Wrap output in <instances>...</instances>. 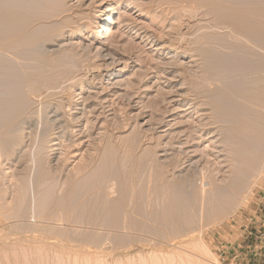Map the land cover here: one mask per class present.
Segmentation results:
<instances>
[{
  "label": "rangeland",
  "instance_id": "obj_1",
  "mask_svg": "<svg viewBox=\"0 0 264 264\" xmlns=\"http://www.w3.org/2000/svg\"><path fill=\"white\" fill-rule=\"evenodd\" d=\"M163 1L168 3V0H166L167 2L165 0H162V2L161 0H128V2L127 0H64V4L66 5L67 3L65 13H61L46 6L43 8L41 7L43 10L39 8L36 9V12L30 11V13H36V16H33L32 13L29 14L31 17H36V19H34L35 21L32 20L33 22L28 25L30 27L26 26L24 30V34H27L26 38L29 37L31 39V37L34 36L38 40L46 39L47 44L45 43V45V41L43 42V40H41V44H44L43 46H45L46 50L50 51V48H52V50L54 49V51H50V55H53L54 53L56 54L58 51L60 53L72 51L73 56L75 54L77 57H81L78 59L81 63L80 66H83V68L87 69L89 66V69H92L96 64H103L100 65L102 68L100 77L97 76L95 82L91 83L92 85L88 82H81L82 85L74 83L70 84V86H68L69 84H64L65 86L61 84L62 87L60 86V88L57 89L59 91H55L56 94L54 97L41 100L39 101L40 104L39 102H37L38 104L35 102V104L31 99H28V101L31 100L28 102L27 99L22 97V94L24 97H26L25 95L27 94V89L23 88L24 81L29 78V75H33L38 70V64L36 63L37 60L33 59V56L29 57L31 54L28 52L21 55L25 50H13L17 52V55L21 52L18 56H16V53H13L12 50L4 52L0 51V93L3 92L2 95L5 93L3 96L7 99L9 98L10 101H13L16 97V99H18L19 96L28 102H26L25 105L34 104L33 106H27L30 109L27 107L19 108L20 111L18 115L21 114V116L19 115L21 118L23 116V121L26 118L25 114L28 115V117L31 115V117H33L37 115V112V118L33 117V119L40 121L42 118L44 120L45 115L42 113H45L46 111L39 112V106H41L43 110L48 109L49 111V108L50 110H56L64 124H69L70 129L74 127L72 129L74 132V129L85 131V127L86 129H91L92 127V131H90L91 134L88 135L90 138L88 136L79 139L76 137V140L72 139V141L69 137L70 140L67 138L68 142H64L66 141V138H62L61 142L54 141L57 145L54 146L55 148L51 146L50 150H48L50 151V155L51 153L54 154L51 155V166H53V170H41L37 175L39 176L38 178H52V181H57V185L54 184L52 188L49 187V190L53 189L52 191H54H50L49 193V190H44V192L43 188H37L36 190L37 185L35 184L34 190L36 191V194L41 192L40 190L42 189L41 196H39L40 194L38 193L36 196L39 197H37L38 200L35 198L37 200L35 202V200L31 201L29 195L32 184L31 182H28L29 180L25 176H22L27 174L28 177L27 171L29 172V170H27V168L30 169V164L32 163L30 160L32 161V158L39 155L43 147L46 146L45 140H42L43 138L39 134L38 136H35V138L37 139L39 137L41 140L38 138V141L32 142L35 140V130L34 132H30L28 129H25L26 126L21 119H18L20 118L19 116L17 118L19 121L13 120L17 115L15 114L12 116L9 110L4 111L5 113L0 112V120L5 118V122L2 120L0 121L2 122L0 123V150L1 152L4 150V153L0 152V156H2L0 158V178L3 177L4 181L1 182V186H5L4 188L6 189L0 188V190H5L3 193L4 195H2V191L0 192V205H7L6 207H8L9 210L12 209L10 210L11 212H5V214L2 213V215L0 214L1 220L3 219L5 221L3 224L0 223V264H264V163L261 167L262 179L259 182V185L253 188L252 194L242 202L241 206L240 204H237L238 206L236 205L238 208L235 205H232L231 208L229 205V207H227L230 210L226 209V205L228 204L225 201V196L212 193L213 190H207L208 193H205L207 194L206 196L203 195L202 197V195H199L201 194L198 189V182H200V180H203L204 177L210 175L213 177V182L216 185H219L221 181L228 179L232 175V169L236 168L234 166H236L235 164H237V162L234 161L235 155H232V152L228 147L225 146L223 151L222 146L228 144H224V142L231 141L225 136L228 135L229 137L231 134L229 131H226V127H224L225 125H221L223 124L222 121L220 124L219 121H216L218 117H216L217 115H214L213 112V107L218 105L219 102L217 101V98H215L217 94H215V90L218 92L217 89H215L214 92L211 91L214 84L209 85L207 84L208 82L205 83L203 80H200L202 79V75L200 74L202 68H200V65L202 66L203 64H199V62L201 61L200 59L202 56L200 57L198 51L196 52L194 49L188 54L189 56L186 55L177 58L173 52L163 48L166 38L163 37L164 30H161L164 27L167 29V26H169L168 17L165 12L167 7L162 6L164 3ZM130 2H133L135 5L129 6ZM159 3L162 4L160 5ZM1 4L2 3L0 2V5ZM228 5L233 8L245 10V13L247 12L246 14H248V16L258 13L264 21V0H228ZM44 8L48 10L44 11ZM46 13L50 14V16L48 15L47 17ZM53 13H57V17L54 16ZM58 13L60 16H58ZM44 17H46V20H44ZM63 17L64 19L62 20ZM71 17L75 21H73ZM81 17H83L82 21H78L81 20ZM108 18L113 21L112 24H108ZM65 19L68 24H63ZM69 20L72 21L70 22ZM164 20L166 21L163 24L162 22ZM202 20L203 21H200V24L207 22L204 18ZM76 22H78L80 26L77 24L78 26L75 25L74 27ZM106 25L112 27L113 31L111 34H104V32L101 34L102 28ZM218 31H216V33ZM202 33L203 31L199 30V27H197L195 33L192 32V36L190 35L191 38L188 37L187 39L190 42L192 41L191 43H194L193 41ZM224 34V32H221V34L217 33L216 37H213L211 40L213 41L210 44L212 45L211 47H214L215 45L218 49L222 44H219L220 40L221 42L224 40V44L228 41L226 45L230 44L229 49L231 50L235 49L237 45L240 48L245 46L244 48L246 49L255 46V44L252 45L253 43L249 44L248 42L243 41L239 36H234L228 32H226L225 35ZM103 37H105V39H103ZM232 37H237V39L235 40V38L233 39ZM214 39H216V41H214ZM198 42L196 43L197 45L204 44V42ZM214 42L216 43L214 44ZM196 44L193 45L195 46ZM193 45L190 47L195 48L197 46L194 47ZM199 47H201V45ZM215 47L213 50L216 49ZM262 47L263 48H259L258 46L257 49H253V47L251 50L264 52V46ZM258 49L261 50L258 51ZM218 50H221V48ZM5 52L6 54H4ZM72 52L70 53L72 54ZM254 53L255 52H253V54ZM259 53L261 56L263 55V53ZM248 54H251V51ZM263 68L264 66L261 70ZM4 70L6 71L4 72L5 74L2 73ZM7 71H9L8 74ZM262 71L263 73L256 74L257 76L259 74V76L256 77L255 81H259L257 78H263L262 75H264V70ZM3 74L5 76H3ZM231 74L233 73H230V75L228 74V78L233 76ZM254 74H251V76L255 77ZM234 75L236 76L235 72ZM196 77L201 78L196 79ZM244 77L243 80H240V78L242 79V76L239 79L236 76V80L235 77L233 79L231 78V80H228L227 78L225 83L234 80L235 82L239 81L238 83H240L241 81L244 82L245 79H252L250 73L249 76L247 75ZM193 80H196L197 82L200 80V82H198L200 85L196 81L195 84L197 83L201 90L198 88V85L196 88L193 86ZM247 80L245 82L246 84L250 81ZM263 80L261 79V81ZM251 81L255 82L254 78ZM251 81L249 83H251ZM21 83H23L22 86ZM216 83L217 82L215 81L214 87L217 86L218 83ZM261 83L264 84V81ZM243 84L241 85L240 83V86H242L241 89L246 88L243 87ZM252 84L254 83H251L248 86L252 87ZM232 86H235L234 82L233 85L231 84L230 86L231 89L234 88ZM236 86L235 88H237ZM238 88L240 87L238 86ZM22 89L26 90L23 92ZM231 89L229 91L230 94H232L230 97L232 99L233 96L234 99V94L231 93V91L236 90ZM66 90L68 92H66ZM218 90L220 92L219 88ZM239 90L240 89H238L237 92H239ZM241 92L240 94L245 93ZM16 93L19 94L17 95ZM11 97L13 98L11 99ZM210 102H214V104H211ZM229 104L232 103H228L227 106H231ZM47 106L49 108H45ZM0 108H2L1 105ZM33 108L39 110L35 111ZM256 108L258 109L259 107ZM31 109L34 111H31ZM42 109L41 111H43ZM254 110L256 109L254 108ZM256 111H258L257 113L262 111V116L264 117V111L262 109L261 111ZM161 116H163V118ZM161 119H164L162 125L158 126L157 122L159 123V120ZM6 120H10L14 126L9 124L10 121L8 123L9 125H6ZM43 120H41L42 122L40 121L41 125L43 124ZM87 122H91L90 124L92 126L90 127V124ZM211 122H214V124H211ZM215 122L218 124L215 125ZM2 124L7 127H5V129L2 128ZM86 124H88V126ZM8 126L15 128L10 127L11 129H9ZM132 128H134L136 132H139L140 134L142 133V136L145 135V137H149L150 135L161 137L160 142L163 147H165V144L167 147L168 145L171 147L174 146L172 147L173 149L168 151L171 155L167 158H162L163 161H165L164 163L175 165L177 164L175 161L178 162L180 159L186 158L184 159L185 162H180L172 176L174 180H178V185H175L174 187L171 186L170 189H174V191L168 189V196L165 197L166 199L164 198L165 200L163 199L161 201L162 203H160V201H154L151 196L147 197L148 195L146 194L145 186H141L142 188L138 187L139 190H137L139 196L137 191L135 196L136 208L138 210L136 209L135 212L144 214L141 211L143 210V206L146 205L144 208L146 210H144V212L146 214L149 213V216L151 215L150 217L153 218L152 220L149 218L151 223L150 220L142 221L141 218L138 219V216L136 217L134 214V216L130 215L133 216L132 218L135 217L134 220L131 219L129 215H126L124 212L125 210H128L127 208H129V205L127 206V204L130 203L129 190L126 188L127 186H125L126 184L124 182L121 183V187L111 185V180L113 179L112 175L115 177V175H117L116 172H118V174L121 173L120 176H124V173L126 172L124 169L127 170L129 167L128 163L130 157L127 154L126 145L128 146L132 142V136L129 133ZM208 128L211 129L207 130ZM7 129L12 131L9 133L10 136L12 134L15 136L12 135L11 137H8L11 138L10 140L5 137L6 135H4V137L3 135L1 136V134L6 133L8 136ZM12 129H15V131L18 132L16 133ZM223 130L224 133L222 132ZM225 131L227 135L225 134ZM190 136L192 142H190ZM222 139H224L223 143ZM4 141L5 143H3ZM6 141H9L10 144L8 143L9 145H7ZM21 141L22 143L20 144ZM127 141L130 143L128 144ZM169 142L171 144H169ZM80 143L81 145H79ZM49 145L52 144L50 143ZM65 145H69L68 149H64L66 148ZM124 146L125 148H123ZM142 148L144 149V146L134 151L133 159L136 156L138 161L142 160V162H144V157L145 159L148 158V156H145L147 154L146 152H143ZM226 148H228V151ZM51 149L55 151L51 152ZM69 149L70 151H68ZM124 150L126 152H124ZM7 151L9 156L6 153ZM10 151L12 152L10 153ZM141 152L145 155H139ZM134 154L136 155L134 156ZM160 154L161 153L158 155ZM137 155L139 156L137 157ZM180 155L182 157L180 159L177 158ZM228 155H230V157ZM126 156L128 157L126 158ZM24 157L25 159H23ZM170 157L174 159V161H172ZM232 158L234 159L233 161L231 160ZM18 160H20V162ZM59 167L62 171L58 169ZM80 168H83L85 173L84 170H81L83 173L80 170L77 172ZM56 172H58V174ZM46 174H48V176ZM196 174L200 176V178ZM73 176L75 178H73ZM17 177H19V179ZM177 177H180V179ZM20 178L25 184L23 187L25 188V192L21 189L20 194L24 196V199L29 197L28 199L26 198L28 203H25L23 197H20L21 195L17 193L18 189L16 190V193L13 192L16 189L15 184L18 183L17 180L21 181ZM23 178L28 181L23 180ZM182 179L186 182H180ZM15 181L17 182L15 183ZM12 183L13 186L11 185ZM27 183H30L31 186L29 187V184ZM18 186H20V184ZM179 186H182V188H179ZM183 186L185 189H183ZM177 187L180 190L177 189ZM12 188L15 189L13 190ZM118 188L120 190H118ZM26 189H29V191L27 192ZM124 189L128 192L126 193ZM186 189L190 191L187 192ZM149 190L151 191L152 189ZM116 191H122L121 193H123V197L121 194V196L119 194L116 195ZM140 191L145 192L141 193ZM26 192L27 194H25ZM60 192H62V194ZM56 193L58 194L56 195ZM15 194H19V197ZM169 194L172 197H170ZM49 195L54 196L51 197ZM137 196L139 198H137ZM16 197L19 199H16ZM208 197L211 200L208 199ZM46 198L47 200H45ZM167 198L169 201H166ZM180 199L181 201H179ZM15 200L17 202H15ZM18 200H20V202H18ZM123 200L126 201H124V204ZM113 201L116 204H114ZM152 201L154 204H152ZM54 202L60 204H57L55 207ZM17 203L20 205L19 209L16 207L18 206ZM45 203H47V206ZM61 203L64 205H61ZM155 203H158L156 207ZM22 204L24 207L21 206ZM141 204L143 206H141ZM34 206L35 208H33ZM121 206H124V209H122ZM159 206L160 208H158ZM61 207H63V209ZM234 207H236L235 210L233 209ZM13 208L17 209L15 210ZM57 208H59V210H57ZM20 209L21 211L19 212ZM33 209L37 210L34 211ZM119 209L120 211L118 213L117 211ZM25 210L28 213L25 212ZM47 211L51 215L45 213ZM58 211H60V215ZM1 212L2 211L0 210V213ZM159 212L161 217L163 216L162 218L160 217ZM30 214L32 217H30ZM48 215L51 219L47 217ZM154 215H159V218L157 217L156 219ZM2 216L6 217L2 218ZM45 217L47 218L45 219ZM48 219L49 223L46 222ZM50 220H52V222ZM33 224L36 225L34 226ZM133 224H136L135 229ZM137 225L139 229L136 228ZM127 226L129 229H127ZM140 227H142V229H140ZM117 228L120 230H117ZM136 230L138 231L136 232ZM197 243L202 246L204 254L192 250V245H197ZM151 255H155L156 258L151 260Z\"/></svg>",
  "mask_w": 264,
  "mask_h": 264
},
{
  "label": "bare ground",
  "instance_id": "obj_2",
  "mask_svg": "<svg viewBox=\"0 0 264 264\" xmlns=\"http://www.w3.org/2000/svg\"><path fill=\"white\" fill-rule=\"evenodd\" d=\"M64 0H1L0 2L2 3L0 6V51L1 52H4V51H7V50H15V51H23L25 50V52H22L21 55H23L24 53L28 52L31 54V56H28L29 57H32L33 59L37 60L36 63L38 64V70L35 72L34 70V74L32 75L30 72L31 75H29V78H27L25 81H24V85H23V88H26L25 90L27 91V94L25 95L26 97L23 96L22 94V97L24 99H31L32 102L34 101V103L36 102H39L41 100H46V99H49V98H52L55 96L56 94V90L58 88H60L61 84H69L68 86H70V84H76V83H79L80 85H82L81 82H88L89 84L91 83H94L95 82V78L98 76L100 77L101 75V66L100 65H103V64H99V65H95L92 67V69H89V66L88 68H83V66H80L81 63L79 61V57H77L75 54L73 56V52L72 51H69V52H56V54L54 55H50V51L52 50V48H50V51L49 50H46L45 46H43L47 40L46 39H37L36 37H31V39L29 37L26 38V35L24 34V30L26 28V26L30 25L34 20L36 19V17H31V15L29 14H33V12L30 13V11H34L36 12V9H39V8H43V7H51L52 9H55L59 12H64L66 11V5L64 4L63 2ZM166 1V0H165ZM128 2V0H127ZM162 2V0H161ZM164 2V1H163ZM167 2V1H166ZM165 3V2H164ZM162 6H166L165 8V12H166V16L168 17V22H169V26H167L168 28L165 29V27L161 30L163 31L164 30V34H163V37L166 38L165 42H164V45H163V48L164 49H168L169 51L173 52V54L175 55V57H180V56H186L188 55L190 52H192V50H196V52L198 51V55L202 58L200 59L201 61L199 62L202 63L203 67L200 65V68H202L199 72L200 74L202 75V79L200 80H203L205 83L208 82L207 84H214L215 85V81L219 84H217V86L214 87L213 85V88L211 91L214 92L215 89H217V91L219 92L218 88L220 89V92H216L215 90V98H217V101L218 102V105H215L213 107V112H214V115H217L216 117L217 120L216 121H219V124L220 122L222 121L223 124L221 125H225L224 127H226V131H229V133L231 134L229 137L228 135L226 134V131H225V134L227 136V138H229L231 141L227 142L225 141V143H228L231 144L228 145H224L222 146L223 147V151H224V147H228L230 149V151L232 152V155L235 157V160L232 158L231 160L237 162V164H235L236 168H233L232 169V175L226 179V180H223L221 181V183L219 185H216L214 182H213V177H211L210 175L207 177H204L203 180H200L199 183V190H200V193L199 195H203L206 196L207 194H205L207 192V190H213L212 193H216V194H219V195H224L225 198H226V203L228 205H226V209H229V205L231 206L232 208V205L236 206L237 204H242L243 201H245V199H247L248 196H250L252 194V190L254 187H256L257 185H259V182L261 181L262 179V173H261V167H262V164L264 163V117L262 116V111L261 109L264 111V84L261 83L263 82L264 80V75L263 78H257L259 81H255L256 80V77L258 76L256 75L257 73H263L262 70H264V68L261 70V68L264 66V63H263V55H264V52L263 51H259L261 49H258L259 52H261V54L263 53V55L261 56L259 52H256L257 50L253 51L251 50L253 47V49H257L258 46L259 48H263L262 46L263 45V42H264V21L262 20L261 16L258 14V13H255V14H252L250 16H248V14L245 13V10H241V9H238V8H233V7H230L228 5V0H168V3H165V5ZM160 5L162 3H159ZM158 4V5H159ZM130 5H135L133 2H130L129 3V6ZM157 5V7H158ZM159 5V6H160ZM41 8V10H43ZM161 8V7H160ZM162 9V8H161ZM45 10H48L46 8H44V11ZM164 11V10H163ZM38 12V11H37ZM41 13V12H40ZM63 13V14H64ZM36 14V13H35ZM33 14V16L35 15ZM47 14V17L48 15L50 16V14L46 13ZM54 14V13H53ZM57 14V13H56ZM56 14H54V16H56ZM59 14V13H58ZM40 15V14H39ZM66 15V14H65ZM36 16V15H35ZM41 16V15H40ZM39 16V17H40ZM44 16H45V13H44ZM60 16V14L58 15ZM79 16V15H78ZM38 17V16H37ZM43 17V16H42ZM57 17V16H56ZM67 17H70V16H67ZM33 18V19H32ZM50 18V17H49ZM80 18V17H78ZM204 20H207V22H203L200 24V21L202 22L203 19ZM55 19V17H54ZM64 19V17L62 18V20ZM69 19V18H68ZM71 19L73 20V18L71 17ZM83 17H81V20H78V21H82ZM41 20V19H40ZM44 20H46V17H44ZM66 20V19H65ZM63 22V24L67 23V20L66 22ZM72 20H69L70 22ZM85 20V19H84ZM171 20V22H170ZM173 20V21H172ZM35 21V20H34ZM39 21V20H38ZM60 21V20H59ZM58 21V22H59ZM75 21V20H73ZM108 21V24H112L113 21H111L109 18L107 19ZM166 20H164L162 23L164 24ZM62 22V21H60ZM90 22V21H89ZM73 23V22H72ZM71 23V25H72ZM75 23V22H74ZM84 23V22H82ZM81 23V24H82ZM158 23V22H157ZM161 23V25H162ZM199 23V25H198ZM34 24V23H33ZM60 24V23H59ZM79 25L78 22H76V24H74V27L75 25ZM156 24V23H155ZM61 25V24H60ZM77 25V26H78ZM59 26V25H57ZM62 26V25H61ZM65 26V25H64ZM69 26V25H67ZM73 26V25H72ZM80 26V25H79ZM86 26V25H85ZM164 26V25H163ZM30 27V26H28ZM56 27V26H55ZM54 27V28H55ZM60 27V26H59ZM104 27V26H103ZM199 27V30H202L203 33L202 34H199L200 36L198 38H196L193 42L194 43H191L190 41H188V37H190V35L192 34V32L195 33V30L196 28ZM66 28V26H65ZM69 28V27H68ZM58 29V28H57ZM64 29V27H63ZM62 29V30H63ZM78 29V28H77ZM61 30V29H59ZM80 30V29H79ZM219 30V31H218ZM112 27L110 25H106L104 28H102V32L101 34H111L112 33ZM216 31H218L217 33H220L221 32H224L226 34V32L234 35V36H239L241 37V39H243V41L245 42H248L249 44L253 43L252 45L255 44V46L251 47L250 49H246L244 47L240 48L238 47H235V49H229L230 48V44L226 45L228 43V41H226V44H224V40L221 42L220 40V47H218V49L221 48V50H218L215 45L214 47L218 50H213L214 47H211L212 45H210L213 41L212 38L216 37ZM216 33V34H215ZM223 34V33H222ZM224 34V35H225ZM162 35V34H161ZM215 35V36H214ZM222 35V36H224ZM192 36V35H191ZM49 37V36H48ZM102 37V36H101ZM228 37V36H227ZM238 37V38H239ZM29 38V39H28ZM100 38V37H99ZM108 38V37H107ZM191 38V37H190ZM220 38V37H219ZM223 38V37H222ZM226 38V37H224ZM233 39L235 38V40L237 39V37H232ZM231 38V39H232ZM103 39H105V37H103ZM230 39V38H229ZM41 40H43L44 44L42 45L41 43ZM185 41V42H182V41ZM190 40V39H189ZM227 40V39H226ZM240 40V39H239ZM199 41V42H198ZM201 43L204 42V46L202 44L201 47H199L200 45L196 44L197 42L198 43ZM214 41H216V39H214ZM238 41V40H237ZM263 41V42H262ZM229 42H232V41H229ZM244 42V43H245ZM216 42H214L215 44ZM236 43V42H235ZM233 43V44H235ZM243 43V44H244ZM47 44V43H46ZM45 44V45H46ZM193 44H196L195 47ZM246 44V43H245ZM193 45L195 48H191ZM218 45V44H217ZM232 45V43H231ZM236 45V44H235ZM45 50H44V48ZM191 46V47H190ZM219 46V45H218ZM241 46V45H240ZM60 47V46H59ZM58 47V48H59ZM232 47V46H231ZM57 48V49H58ZM249 48V47H248ZM55 49V50H57ZM90 50V49H89ZM11 51V52H12ZM13 51V53L15 52ZM54 51V49L52 50ZM229 51V52H228ZM232 51V52H231ZM249 51V52H248ZM251 51V54H248L250 53ZM255 52L253 54V52ZM72 52V54L70 53ZM11 53V54H13ZM16 53V56L20 55V53L17 55V52ZM81 53V52H80ZM258 53V54H257ZM3 54V53H2ZM6 54V52L4 53ZM8 54V53H7ZM77 54V53H76ZM253 54V55H252ZM82 55V54H81ZM193 55V54H192ZM195 55V54H194ZM6 56V55H5ZM76 56V57H75ZM189 56V55H188ZM197 57V56H196ZM195 57V58H196ZM79 58V59H78ZM84 58V56H83ZM82 58V59H83ZM34 60V62H35ZM88 60V59H87ZM80 63V64H79ZM176 63V62H175ZM87 66V65H86ZM1 68V67H0ZM91 68V67H90ZM234 68V69H233ZM33 69V68H32ZM1 70V69H0ZM3 70V69H2ZM9 70V69H8ZM198 71V70H197ZM2 72V71H1ZM6 72L5 70L2 72L4 73ZM9 71H7V74H8ZM233 73L231 75H233L235 77V80H236V76L237 78L240 76H242V79L240 78V80H243L245 77L244 76H249V73H250V77H252V79L254 78V81H251L252 79H249L248 77V80L251 81V83H254L252 84L253 86H248L250 81H248L247 79H245V81H241V85L243 84L244 86L243 87H246L244 90L241 89L242 86H240V83H238L239 81L235 82L234 81H228L225 83L226 79L229 77L228 74L230 75V73ZM234 72L236 74V76L234 75ZM255 73V74H254ZM5 74V73H4ZM3 74V76H5ZM182 74V73H181ZM251 74L253 76H251ZM200 75V76H201ZM2 76V75H1ZM7 76V75H6ZM28 76V75H26ZM198 76V74H197ZM230 77L228 78V80L231 78L233 79L234 77ZM261 76V77H262ZM198 78H201V77H198ZM196 77V79H198ZM238 78V79H239ZM193 79V78H192ZM237 79V80H238ZM261 79L263 81H261ZM7 80H8V77H7ZM22 80V79H21ZM200 80H198V82H200ZM246 80L248 81V84H246ZM194 81V80H193ZM196 81V80H195ZM195 81L193 82V86H196L200 83H197L195 84ZM23 82V81H22ZM192 82V81H191ZM211 82H214V83H211ZM224 82V83H223ZM231 82V83H230ZM233 82L235 83V86L238 85L240 88H238V86H236L237 88H235V86H232L234 88L231 89V84L233 85ZM4 83V82H3ZM203 83V82H202ZM201 83V84H202ZM228 83H230L229 85H227ZM1 84V83H0ZM23 83H21V86H22ZM192 84V83H191ZM92 85V84H91ZM199 85H198V88H199ZM203 85V84H202ZM208 85V86H209ZM211 85V86H212ZM247 85V86H246ZM7 86V85H6ZM25 86V87H24ZM65 86V85H64ZM3 87V86H2ZM62 87V86H61ZM191 87V85H190ZM203 87V86H201ZM192 88V87H191ZM194 88V87H193ZM1 89V88H0ZM200 89V88H199ZM204 89V88H203ZM207 89V88H206ZM230 89L231 90H236V91H231V93L234 94V99H233V96H232V99L235 100L233 101L231 99V95L230 94ZM239 90V92H237V90ZM7 90V89H6ZM19 90V88H18ZM17 90V91H18ZM23 90V89H22ZM23 90V92L25 91ZM194 90V89H193ZM198 90V89H197ZM201 90V89H200ZM242 90V92H241ZM59 91V90H57ZM196 91V89H195ZM209 91V90H208ZM22 92V93H23ZM66 92H68L66 90ZM198 92V91H197ZM205 92V91H204ZM203 92V93H204ZM234 92H237V93H234ZM245 92L244 94H240ZM3 93V92H2ZM0 93V105L2 106V108H0V112H4V111H7L9 110L10 111V114L12 116H14L15 114L17 115V117H15L13 120H18V119H21L22 118L20 117L21 114L18 115L20 109L19 108H25L27 106H30V105H25V103L27 102L26 100H23L22 97L20 98L18 96V99H14L13 101H10V99L4 97L3 94ZM21 93V92H20ZM26 93V92H25ZM60 93V92H59ZM202 93V91H201ZM209 93V92H208ZM17 94V93H16ZM19 94V93H18ZM17 94V95H18ZM61 94V93H60ZM200 94V93H199ZM214 94V95H215ZM2 95V97H1ZM15 95V94H14ZM195 95V94H194ZM204 95V94H203ZM206 95V94H205ZM16 96V95H15ZM70 96V95H69ZM72 97V95H71ZM13 97H11L12 99ZM61 98V97H60ZM209 98V97H207ZM57 99V98H56ZM213 99V98H212ZM30 100V101H31ZM69 100V99H68ZM205 100V99H203ZM210 100V99H209ZM28 101V102H30ZM49 101V100H47ZM55 101V99H54ZM71 101V100H70ZM27 102V103H28ZM56 102V101H55ZM63 102V101H61ZM216 102V101H215ZM232 103V104H229L231 106H227L228 103ZM35 103V104H36ZM57 103V102H56ZM205 103V102H204ZM211 103V102H210ZM38 104V103H37ZM40 104V102H39ZM49 104V103H48ZM58 104V103H57ZM211 104H214L211 103ZM210 104V105H211ZM34 105V104H33ZM31 105V106H33ZM50 105V104H49ZM44 106V105H43ZM42 106V107H43ZM51 106V105H50ZM38 107V106H37ZM40 107V111L39 112H44L46 111L45 113H42L43 115H45L44 117V120L41 118V120H43V124L41 125L40 121L38 120H35L33 119V117H36L38 115V112H37V115L33 116V117H28V115L25 114L26 118L24 119L23 121V124L26 126L25 129H28L30 132H34V138L35 136H38L40 134V136L43 138L42 140H45V144L46 146L43 147L42 151H38L39 155H36V157L32 158V161L30 160V162H32L30 165V169H28L27 167V170H29V172L27 171L28 173V177H27V174L23 175L22 177H26L28 180H26L25 178H23V180H26L28 182H31L32 184V187L30 183H27L29 184L28 186L31 188L30 189V192H29V195H30V199L31 201L32 200H35V202L38 200L37 197L41 196V193H42V189L40 190L41 192H38L40 195L39 196H36L38 195V193L36 194V191L34 190V186L35 184L37 185L36 186V190L37 188H43V191L44 190H49V187L52 188L56 184L57 181H52L51 179L52 178H38L39 176L37 175L38 172H40L41 170H45V171H52V167L51 166V163H52V156L51 155H54L53 153H51V155L49 154L50 151V148L51 146H55L57 145V143H55L54 141H60L61 142V139L62 138H66V141L64 142H68V139L70 137V139L72 140H76V137L79 139V138H85V136H88L90 135V131H92V125L90 124L91 122H87L88 124H90V128H87L85 127V131H82V130H78V129H74L75 132L72 130L73 128L70 129V126L69 124L66 125L63 123L62 119L60 118V116L58 115L59 113L56 111V110H50V108L47 106L45 108H49V111L48 109H42L41 106ZM69 107V106H67ZM256 107H259L258 109ZM28 109H30L29 107H27ZM57 108V107H56ZM60 108V107H59ZM63 108V106H62ZM211 108V107H210ZM209 108V109H210ZM254 108L256 110H259L261 112L257 113L258 111L254 110ZM261 108V109H260ZM34 110L36 108H33ZM41 109L43 111H41ZM54 109V108H53ZM31 109V111H34ZM39 109L35 110V111H38ZM63 110V109H62ZM30 111V112H31ZM81 112V111H80ZM5 113V112H4ZM24 113V112H23ZM32 113V112H31ZM34 114V113H33ZM36 114V113H35ZM41 114V113H39ZM84 114V113H83ZM81 114V115H83ZM165 114V112H164ZM264 114V113H263ZM1 115V114H0ZM23 115V114H22ZM64 115V113H63ZM67 115V114H66ZM80 115V116H81ZM18 116L20 118H18ZM3 117V116H2ZM7 117V116H6ZM163 118V116H161ZM1 118V117H0ZM18 118V119H17ZM37 118V117H36ZM95 118V117H94ZM215 118V117H214ZM10 119V120H11ZM39 119V118H38ZM72 119V118H71ZM213 119V117H212ZM2 121L5 122V118L4 119H1ZM0 120V121H1ZM10 120H6V125H9L11 124L12 126L15 125V123L12 121V124ZM70 120V119H69ZM74 120V119H73ZM72 120V121H73ZM76 120V119H75ZM80 120V118H79ZM164 120V119H163ZM163 120H159V123L157 122V125L158 126H161L162 125V122ZM8 121V122H7ZM10 121V123H9ZM19 121V120H18ZM66 121V120H65ZM83 121V120H82ZM158 121V119H157ZM16 122V121H15ZM42 122V121H41ZM74 122V121H73ZM72 122V123H73ZM77 122H78V119H77ZM2 123V122H0ZM9 123V124H8ZM17 123V122H16ZM71 123V122H69ZM155 123V122H154ZM216 123V122H215ZM4 124V123H3ZM2 124V126H3ZM18 124V123H17ZM16 124V125H17ZM76 124V123H74ZM88 124H86L88 126ZM211 124H214V122ZM218 123H216L215 125H217ZM6 125H4L2 128L5 129V127H7ZM73 125V124H72ZM78 125V124H77ZM156 125V126H157ZM1 126V125H0ZM10 126L11 128H15V127H12ZM74 126V125H73ZM9 127V126H8ZM9 127V129H11ZM72 127V126H71ZM84 127V126H83ZM205 127V126H204ZM219 127V126H217ZM94 128V126H93ZM136 128V127H135ZM156 128V127H155ZM7 129V132H8V136H7V133L6 134H1V136L3 135H6L5 137L8 138V137H11L9 135V133H11L12 131ZM17 129V128H16ZM70 129V130H69ZM84 129V128H83ZM89 129V130H88ZM137 129V128H136ZM211 128H208L207 130H210ZM223 129V128H221ZM3 130V129H2ZM13 131H15V129H12ZM18 130V129H17ZM21 130V129H20ZM77 130V131H76ZM152 130V129H151ZM155 130V129H154ZM4 131V130H3ZM22 131V130H21ZM204 131V130H203ZM16 132V131H15ZM18 132V131H17ZM16 132V133H17ZM24 132V131H23ZM153 132V130H152ZM224 133V130L222 131ZM1 133H4V132H1ZM74 133V134H72ZM132 136V142L130 143L129 141H127V143L129 144L128 146L126 145V151H127V154L129 155L130 157V161L128 163L129 167L126 169H124L126 172L124 173L125 175L124 176H120L121 173L117 175H115V177L112 175V182H111V185H114L116 187H121V183L124 182L127 186L126 188H128L129 190V204H127V206L129 205V208H127L128 210H125L124 213H126V215H135L136 217L138 216V219L141 218V220H152L153 218L149 216V213L146 214L144 212V209L146 207L143 206V202L141 204V206H143V210L141 212H143L144 214H140V213H136V191H137V194L139 196V188L138 187H141V186H145L146 188V194L148 195L147 197H152V199H154V201L156 200V202L160 201V203H162L161 201L166 197L168 196L167 192H168V189L171 188V186H175V185H178V180H174L173 179V173H174V170H176V168L179 166L180 162H183L184 159L186 158H182L180 159L182 156L180 155L179 158L180 161H175L177 164H166L164 163L165 161H163L162 158H167L169 157V155H171L168 151L173 149L172 147L174 146H169L167 147V145L165 144V147H163L162 143L160 142V138L161 137H157V136H149V137H145L142 136L139 132H136L134 128H132L131 132H129ZM228 133V132H227ZM29 134V132H28ZM33 134V133H32ZM195 134V133H194ZM82 135V136H80ZM148 135V134H147ZM146 135V136H147ZM196 135V134H195ZM14 136V135H13ZM22 136V135H21ZM194 136V135H193ZM192 136V137H193ZM2 137V138H3ZM15 137V136H14ZM12 137V138H14ZM25 137V135H24ZM31 137V136H30ZM89 137V136H88ZM189 137V136H188ZM223 137V138H225ZM23 138V137H22ZM32 138V137H31ZM39 138V137H38ZM37 138V139H38ZM68 138V139H67ZM90 138V137H89ZM191 138V136H190ZM189 138V139H190ZM194 138V137H193ZM4 139V138H3ZM11 138H8V140H10ZM28 139V138H27ZM36 138L34 141L32 142H35V141H38ZM69 139V140H70ZM196 139V138H195ZM13 140V139H12ZM11 140V142H12ZM24 140V139H23ZM39 140H41L39 138ZM72 140V141H73ZM72 141H69V142H72ZM224 139H222V143H223ZM7 142V141H6ZM14 142V141H13ZM16 142V141H15ZM24 142V141H23ZM31 142V141H30ZM40 142V141H39ZM192 142V138H191V141ZM194 142V141H193ZM5 143V141L3 142ZM9 141L7 142V145ZM17 143V142H16ZM22 143V141L20 142V144ZM52 144V145H49V144ZM54 143V144H53ZM31 144V143H30ZM41 144V143H40ZM44 144V145H45ZM70 144V143H69ZM76 144V143H75ZM169 144H171L169 142ZM190 144V143H189ZM48 145V146H47ZM81 145V143L79 144ZM3 146V145H2ZM13 146V145H12ZM62 146V145H60ZM68 146L69 145H65L66 148L64 149H68ZM142 146H144V149H143V152H146L147 155L143 154V152L139 153L140 154H143L145 155L146 157L148 156V158L143 159L144 162L141 161H138L136 159V154H134L135 158L133 159V153L134 151L140 149ZM11 147V146H10ZM59 147V146H58ZM57 147V148H58ZM1 148V147H0ZM8 148V147H7ZM29 148V147H28ZM55 148V147H54ZM125 148V146L123 147ZM228 148L227 151H228ZM11 149V148H10ZM60 149V148H59ZM63 149V148H62ZM71 149V148H70ZM70 149L68 151H70ZM141 149V150H142ZM52 150V149H51ZM61 150V149H60ZM55 150H52L51 152H54ZM65 151V150H64ZM67 151V152H68ZM124 150V152H126ZM226 151V152H227ZM229 151V153H230ZM1 152V150H0ZM4 153V150L2 151ZM1 152V153H2ZM12 151H10L11 153ZM42 152V154H41ZM132 152V154H131ZM174 152V151H173ZM234 152V153H233ZM9 156V153L8 151L6 152ZM28 153V151H27ZM37 153V154H38ZM61 153V152H60ZM136 153V152H135ZM159 153H161L160 155H158ZM32 154V153H31ZM59 154V153H58ZM227 154V153H226ZM29 155V154H28ZM68 155V153H67ZM66 155V156H67ZM132 155V157H131ZM137 155V157L139 156ZM231 155V154H230ZM230 155H228L230 157ZM12 156V154H11ZM226 156V155H225ZM2 156H0L1 158ZM5 157V156H3ZM38 157V158H37ZM65 157V156H64ZM70 157V156H69ZM68 157V159H69ZM128 156H126L127 158ZM227 157V156H226ZM10 158V157H9ZM171 158V157H170ZM188 158V157H187ZM25 159V157L23 158ZM162 159V160H161ZM172 159V158H171ZM29 160V159H28ZM27 160V161H28ZM128 160V159H127ZM230 160V161H231ZM20 162V160H18ZM64 161V160H63ZM171 161V160H170ZM169 161V162H170ZM172 161H174V159H172ZM188 161V160H186ZM128 162V161H127ZM185 162V161H184ZM24 163V162H23ZM18 164V163H17ZM21 164V163H20ZM19 165V164H18ZM60 165V164H59ZM63 165V164H62ZM87 165V164H86ZM184 165V164H183ZM57 167V165H56ZM81 167V166H80ZM83 167V166H82ZM88 167V165H87ZM25 168V169H26ZM78 168V167H77ZM84 168V167H83ZM83 168H80L77 170V172H79V170H84ZM57 169V168H55ZM59 170L60 167L58 168ZM58 170V171H59ZM89 170V169H88ZM23 171V170H22ZM56 171V170H55ZM62 171V170H61ZM117 171V170H116ZM123 171V170H121ZM26 172V171H25ZM75 172V171H74ZM76 172V174H77ZM83 173V171H81ZM80 172V173H81ZM24 173V172H23ZM58 174V172H56ZM81 173V174H82ZM84 173H85V170H84ZM41 174V173H40ZM75 174V175H76ZM22 175V174H21ZM48 176V174H46ZM83 175V174H82ZM176 175V174H175ZM174 175V176H175ZM197 175V174H196ZM199 175V173H198ZM197 175V176H198ZM201 175V174H200ZM206 175V174H205ZM18 176V175H16ZM55 177V176H54ZM77 177V175H76ZM196 177V176H194ZM200 178V176H198ZM202 177V176H201ZM5 178V177H4ZM19 179V177H17ZM31 178V179H29ZM73 178H75L73 176ZM79 178V177H78ZM180 179V177H177ZM191 178V177H190ZM2 179V181H1ZM59 179V178H58ZM57 179V180H58ZM69 179V178H68ZM71 179V178H70ZM111 179V178H110ZM195 179V178H194ZM17 180V179H16ZM21 180V178H20ZM73 180V179H72ZM84 180V179H83ZM86 180V179H85ZM190 180V179H189ZM4 179L3 177L0 178V186H1V182H3ZM18 181V183H16ZM15 181V185H16V189L15 191H13L14 193H16V190H17V193H21V189L24 190L25 188H23L25 186L24 182L21 180H17ZM25 181V183H26ZM75 181V179H74ZM109 181V180H108ZM182 180H180V182H182ZM185 181V180H184ZM183 181V183H184ZM193 181V180H192ZM196 181V180H195ZM84 182V181H83ZM186 182V181H185ZM60 183V182H59ZM182 183V184H183ZM4 184V183H3ZM7 184V183H6ZM20 184V186H18ZM26 184V185H27ZM61 184V183H60ZM74 184V183H73ZM13 186V183L11 184ZM186 185V184H184ZM18 186V187H17ZM61 186V185H60ZM59 186V187H60ZM72 186V185H71ZM74 186V185H73ZM110 186V184H109ZM124 186V185H123ZM124 186V187H125ZM5 187V186H4ZM4 187H0V188H4ZM9 187V186H8ZM48 187V189H47ZM58 187V186H57ZM113 187V186H112ZM27 188V187H26ZM65 188V187H64ZM74 188V187H73ZM73 188H72V191H73ZM142 188V187H141ZM179 188H182V186H179ZM177 187V189H179ZM189 188V187H188ZM5 189V188H4ZM8 189V188H7ZM13 189V188H12ZM13 189V190H14ZM29 189H26V191L28 192ZM138 189V190H137ZM149 189H152L151 191ZM176 189V187H175ZM183 189H185V187L183 186ZM6 190V189H5ZM5 190H0V192L2 191V195H4L3 193L5 192ZM53 189H50L49 190V193L50 191H52ZM57 190V189H56ZM59 190V189H58ZM65 190V189H63ZM118 190H120L118 188ZM126 191V193L128 192L126 189H124ZM172 190V189H170ZM180 190V189H179ZM187 190V189H186ZM185 190V191H186ZM39 191V190H38ZM80 191V190H79ZM142 191V190H141ZM140 191V192H141ZM149 191V192H148ZM174 191V189L172 190ZM177 191V190H176ZM184 191V192H185ZM190 191V190H189ZM187 190V192H189ZM8 192V191H7ZM23 192V191H22ZM25 192V190H24ZM23 192V194H24ZM27 192L25 194H27ZM45 192V191H44ZM54 192V191H52ZM51 192V193H52ZM59 192V191H58ZM117 194L116 195H122L123 193L121 192H118L116 191ZM145 192V191H143ZM141 192V193H143ZM171 192V191H170ZM182 192V191H181ZM47 193V191H46ZM62 194V192H60ZM69 193V192H68ZM81 193V192H80ZM173 193V192H171ZM196 193V192H195ZM208 193V192H207ZM7 194V193H5ZM18 194V195H19ZM45 194V193H44ZM54 194V193H53ZM58 193H56L57 195ZM64 194V193H63ZM70 194V193H69ZM188 194V193H187ZM16 195V194H15ZM14 195V196H15ZM16 195V196H18ZM21 196L20 197H23L24 199V196H22V194H20ZM29 195H25V196H29ZM43 195V194H42ZM81 195V194H80ZM120 195V196H121ZM145 195V194H144ZM173 195V194H172ZM177 195V194H176ZM175 195V196H176ZM184 195V193H183ZM13 196V195H12ZM51 197H53L54 195H49ZM62 196V195H61ZM72 196V195H71ZM125 196V194H124ZM137 196V198H139ZM170 196V194H169ZM6 197V196H5ZM19 197V196H18ZM48 197V196H47ZM64 197V196H62ZM80 197V196H79ZM123 197V195H122ZM120 197V198H122ZM128 197V195H127ZM172 197V196H170ZM209 197H210V194H209ZM208 197V199H210ZM212 197V196H211ZM15 198V197H14ZM27 199L29 197H26ZM26 198L24 199L25 200V203H28V201H26ZM37 200H36V199ZM50 198V197H49ZM66 198V197H65ZM175 198V197H174ZM195 198V197H194ZM197 198V197H196ZM201 198V196H200ZM207 198V197H206ZM16 199H19L16 197ZM61 199V198H60ZM67 199V198H66ZM64 199V200H66ZM126 199V198H125ZM166 199V198H165ZM164 199V200H165ZM170 199V198H169ZM176 199V198H175ZM12 200H13V197H12ZM21 200V198H20ZM20 200H18V202H20ZM47 200V198L45 199ZM49 200V199H48ZM57 200V199H56ZM139 200V199H138ZM137 200V201H138ZM145 200V199H144ZM143 200V201H144ZM197 200V199H196ZM195 200V201H196ZM211 200V199H210ZM5 201V200H4ZM23 201V200H22ZM21 201V202H22ZM30 201V202H31ZM44 201V200H43ZM52 201V200H51ZM61 201V200H60ZM67 201V200H66ZM117 201V199H116ZM120 201V200H118ZM122 201V199H121ZM124 201L123 200V204H124ZM147 201V200H146ZM145 201V202H146ZM150 201V200H149ZM166 201H169L168 198ZM172 201V200H170ZM177 201V200H176ZM175 201V202H176ZM181 201V199L179 200ZM184 201V200H183ZM194 201V202H195ZM201 201H202V198H201ZM208 201V200H207ZM13 202V201H12ZM15 202H17L15 200ZM40 202V201H39ZM38 202V203H39ZM46 202V201H45ZM50 202V201H49ZM62 202V201H61ZM126 202V201H125ZM140 202V200H139ZM138 202V203H139ZM174 202V200H173ZM4 203V202H3ZM24 203V202H22ZM55 203V207L57 204H60V203ZM63 203V202H62ZM61 205H64L62 204ZM114 203V201H113ZM111 203V204H113ZM147 203V202H146ZM145 203V204H146ZM165 203V202H164ZM169 203V202H168ZM181 203V202H180ZM196 203V202H195ZM15 204V203H14ZM18 206V209L20 208V205L19 203H17ZM36 204V203H35ZM34 204V205H35ZM44 204V203H43ZM46 206H47V203H45ZM67 204V203H66ZM116 204V203H114ZM152 204L153 201H152ZM156 204V203H155ZM158 204V203H157ZM157 204L155 205V207L157 206ZM172 204V203H171ZM28 205V204H26ZM60 205V206H61ZM122 205V204H120ZM139 205V204H138ZM149 205V204H148ZM151 205V204H150ZM160 205V204H159ZM165 205V204H164ZM7 206V205H6ZM5 205H0V210L2 211L0 214L2 215V213L5 214V212H11L10 209L8 207H6ZM22 207H24V205L22 204L21 205ZM39 206V205H37ZM50 206V205H49ZM54 206V205H53ZM59 206V207H60ZM66 206V205H65ZM64 206V207H65ZM131 206V208H130ZM175 206V205H174ZM196 206V205H195ZM228 206V207H227ZM238 206V205H237ZM236 206V207H237ZM239 206V207H240ZM113 207V206H112ZM124 207V206H123ZM122 206L121 208L124 209ZM126 207V206H125ZM140 207V205H139ZM153 207V206H152ZM162 207V206H161ZM182 207V206H181ZM198 207V206H196ZM202 207V206H201ZM234 207L233 209L235 210ZM35 208V206L33 207ZM46 208V207H44ZM51 208H54V207H51ZM50 208V210H51ZM63 209V207H61ZM151 208V207H150ZM149 208V209H150ZM160 208V206L158 207ZM178 208V207H177ZM200 208V207H199ZM238 208V207H237ZM15 209V208H13ZM17 209V208H16ZM15 209V210H16ZM25 209V208H24ZM23 209V210H24ZM67 209V208H66ZM65 209V210H66ZM131 209V210H130ZM162 209V208H161ZM198 209V208H197ZM202 209V208H201ZM232 209V210H233ZM30 210V209H29ZM34 210V209H33ZM37 209H35L34 211H36ZM57 210H59V208H57ZM138 210V209H137ZM151 210V209H150ZM153 210V208H152ZM157 210V208H156ZM155 210V211H156ZM159 210V209H158ZM230 210V209H229ZM233 210V211H234ZM14 211V210H13ZM18 211V210H17ZM21 211V209L19 210V212ZM52 211V210H51ZM49 211V212H51ZM56 211V209H55ZM55 211L53 210V212L55 213ZM113 211V210H112ZM120 209L117 211L119 213ZM148 211V210H147ZM154 211V210H153ZM25 212H27L25 210ZM59 212V215H60V211ZM57 212V214H58ZM135 212V213H134ZM139 212H140V208H139ZM176 212V211H175ZM178 212V210H177ZM23 213V211H22ZM28 213V212H27ZM45 213H48L45 212ZM52 213V212H51ZM53 213V215H54ZM154 213V212H153ZM16 214V213H15ZM34 214V213H33ZM36 214V213H35ZM49 215H51L50 213H48ZM61 214H62V211H61ZM152 214V213H151ZM156 214V212H155ZM160 214V212H159ZM7 215V214H6ZM14 215V214H13ZM18 215V214H17ZM20 215V214H19ZM24 215V214H22ZM31 215V214H30ZM49 215L47 217H49ZM133 215V216H134ZM157 215V214H156ZM12 216V215H10ZM9 216V218H10ZM36 216V215H34ZM133 216H130L131 219H135L132 218ZM153 216V215H152ZM3 217H6V216H2ZM32 217V215L30 216ZM43 217V216H42ZM45 217V219L47 218ZM57 217V215H56ZM124 217V216H123ZM144 217V218H143ZM154 217H157L159 218V215L158 216H155ZM160 217H161V214H160ZM163 217V216H162ZM161 217V218H162ZM18 218V217H17ZM28 218V217H27ZM50 218V217H49ZM143 218V219H142ZM150 218V219H149ZM7 219V218H6ZM19 219V218H18ZM37 219V218H36ZM51 219V218H50ZM3 220V219H2ZM1 220V217H0V223H5V221ZM15 220V219H14ZM26 220V219H25ZM29 220V219H28ZM34 220V219H33ZM44 220V219H43ZM124 220V219H123ZM137 220V219H136ZM151 220H150V223H151ZM155 220V219H154ZM153 220V221H154ZM160 220V219H159ZM2 221V222H1ZM13 221V220H12ZM35 221V220H34ZM37 221V220H36ZM52 222V220H50ZM131 221V220H130ZM163 221V220H162ZM7 222V221H6ZM46 222L49 223V219L48 221L46 220ZM61 222V221H60ZM137 222V221H136ZM139 222V221H138ZM158 222H161V221H158ZM9 223V222H8ZM11 223V221H10ZM44 223V222H43ZM57 223V222H56ZM116 223V222H115ZM129 223V222H128ZM149 223V222H148ZM39 224V223H37ZM45 224V223H44ZM43 224V225H44ZM130 224V223H129ZM8 225V224H7ZM6 225V226H7ZM34 226L36 224H33ZM32 225V226H33ZM40 225V224H39ZM116 225V224H115ZM134 225V224H133ZM136 225V224H135ZM135 225H134V229H135ZM147 225V224H146ZM1 226V224H0ZM42 226V225H40ZM48 226V225H47ZM46 226V227H47ZM56 226V225H54ZM129 226V225H128ZM127 226V227H128ZM150 226V225H148ZM37 227V226H36ZM119 227V226H118ZM130 227V226H129ZM129 227L127 229H129ZM145 227V226H144ZM3 228V227H2ZM6 228V227H5ZM41 228V227H40ZM45 228V227H44ZM49 228V227H48ZM133 228V226H132ZM131 228V229H132ZM138 225H137V227ZM152 228V227H151ZM1 229V228H0ZM46 229V228H45ZM114 229V228H113ZM112 229V230H113ZM140 229H142V227H140ZM148 229V228H147ZM6 230V229H5ZM117 230H120L117 228ZM126 230V229H125ZM133 230V229H132ZM131 230V231H132ZM157 230V229H156ZM4 231V230H3ZM138 230H136L137 232ZM140 231V230H139ZM147 231V230H146ZM149 231V230H148ZM154 231V230H153ZM130 232V231H129ZM133 233V231H132ZM131 233V234H132ZM143 233V232H142ZM147 233V232H146ZM151 233V232H150ZM155 233V232H153ZM134 234V233H133ZM152 235V234H151ZM158 241V240H157ZM193 249L192 250H195L196 252L198 251L199 253L202 252L203 253V249H202V246L200 244L197 243V245H192ZM190 248V247H189ZM192 252V251H191ZM200 253V254H202ZM204 254V253H203ZM204 256V255H203ZM206 256V255H205ZM152 258V259H151ZM153 258H156L155 255H151L150 259L153 260Z\"/></svg>",
  "mask_w": 264,
  "mask_h": 264
}]
</instances>
